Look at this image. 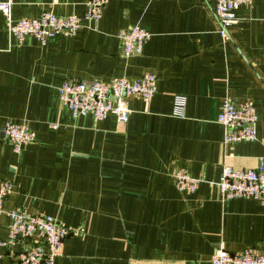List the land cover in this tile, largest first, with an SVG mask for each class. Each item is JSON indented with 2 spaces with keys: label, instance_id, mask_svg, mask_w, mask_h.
Wrapping results in <instances>:
<instances>
[{
  "label": "crops",
  "instance_id": "crops-1",
  "mask_svg": "<svg viewBox=\"0 0 264 264\" xmlns=\"http://www.w3.org/2000/svg\"><path fill=\"white\" fill-rule=\"evenodd\" d=\"M9 0H0V3ZM88 0H12L14 22L43 12L80 16ZM102 19L45 46L9 35L0 11V179L14 189L5 209L41 215L71 231L55 264H211L219 248L264 252V204L222 202L214 185L224 166L254 169L264 160V0L236 11L228 38L218 33L215 0H105ZM151 39L124 59L119 35L131 27ZM157 75L150 103L129 100L126 125L114 116L73 118L59 100L65 82L136 80ZM177 96L186 99L173 116ZM253 102L257 140L223 147V101ZM26 123L36 141L14 153L7 123ZM202 181L178 192L176 169ZM10 221L0 219V240ZM28 246L3 250L19 264Z\"/></svg>",
  "mask_w": 264,
  "mask_h": 264
},
{
  "label": "built area",
  "instance_id": "built-area-1",
  "mask_svg": "<svg viewBox=\"0 0 264 264\" xmlns=\"http://www.w3.org/2000/svg\"><path fill=\"white\" fill-rule=\"evenodd\" d=\"M251 2L252 0H215L213 12L222 38L227 39L229 28L237 23L236 11ZM84 6L85 11L80 16L63 17L43 12L36 19L19 22H14L12 18V0L0 3V11L5 16L9 35L19 44L27 37H33L45 46L51 39L74 36L89 24L99 22L103 17L106 1L88 0ZM151 37L147 30L139 26L122 32L119 40L123 58L141 56ZM157 91V75L146 73L136 80L114 78L109 83L65 82L59 90V100L73 118L90 116L97 123L114 116L120 124L126 125L130 116L129 100L138 98L150 103ZM185 107L186 99L177 96L173 116L182 118ZM217 123L225 130L224 148L239 142L257 140L258 116L253 102L237 104L226 98L220 108ZM3 137L16 154L36 141V134L26 123H7L3 128ZM172 180L178 192L186 195L195 194L202 183L184 168L176 169ZM214 185L222 202L253 199L264 204V160H260L254 169L235 170L224 166L219 181ZM13 189L12 182L0 179V219L6 216L10 221L7 238L0 240V259L4 249L23 240L28 241V246L17 256L19 264H55V260L62 256L64 243L71 231L65 225L41 215H28L19 210L7 211L5 203ZM211 264H264V252L250 248L228 252L219 248L213 255Z\"/></svg>",
  "mask_w": 264,
  "mask_h": 264
}]
</instances>
